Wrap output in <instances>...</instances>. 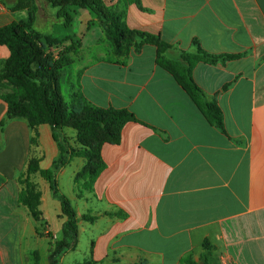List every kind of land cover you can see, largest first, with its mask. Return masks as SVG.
Listing matches in <instances>:
<instances>
[{
	"label": "crops",
	"instance_id": "crops-1",
	"mask_svg": "<svg viewBox=\"0 0 264 264\" xmlns=\"http://www.w3.org/2000/svg\"><path fill=\"white\" fill-rule=\"evenodd\" d=\"M105 1L125 13L129 28L173 45L165 54L169 60L194 53L195 40L211 54L240 57L198 63L192 71L222 111L223 131L157 63L156 47L116 59L94 13L71 8L73 25L65 28L55 9L39 0L36 28L82 45L76 63L66 69L76 73L75 89L93 105L128 110L139 121L124 126L120 144L103 146L106 167L92 190L78 192L75 185L85 159L73 158L59 171L57 179L76 166L74 193L83 202V211L76 209L77 246L59 263H80L85 236L83 259L92 264H264V0H141L144 10L123 0ZM15 2L0 0V28L28 16L12 10ZM9 57L0 45V61ZM7 110L0 98V264H51L66 218L61 210L60 225L54 229L49 223L44 209L49 186L36 177L45 225L37 222L20 203L19 178L34 150L43 169L61 151L50 126L39 127L36 149L25 119L2 127ZM43 129L49 142L43 143ZM62 134L78 148L76 132ZM47 147L52 160L45 166ZM84 215L96 220L85 221Z\"/></svg>",
	"mask_w": 264,
	"mask_h": 264
},
{
	"label": "trees",
	"instance_id": "trees-1",
	"mask_svg": "<svg viewBox=\"0 0 264 264\" xmlns=\"http://www.w3.org/2000/svg\"><path fill=\"white\" fill-rule=\"evenodd\" d=\"M43 1L55 9L57 20L65 28L73 25L71 8L88 9L94 13L114 48L113 56L116 59L139 52L146 45L156 47L157 63L175 78L207 118L224 131L222 111L207 99L195 82L192 71L198 63L218 64L237 59L239 55L211 54L195 40L194 53L182 52L179 61L169 60L165 54L174 47L173 45L159 36L129 28L125 13L118 7L108 5L105 0ZM123 3L127 6L137 5L139 9L144 10L141 0H123ZM40 8L39 0H16L12 10L27 11L28 16L0 28V45L6 46L10 51V57L0 61V98L8 106L7 115L1 125L6 127L16 118L25 119L33 132L31 145L35 149L39 145V127L47 125L53 130V138L60 148L61 156L53 163L52 168L43 169L42 157L37 154V150L31 153L27 169L19 178L22 186L20 203L44 226L41 210L43 193L36 177L49 184L53 196L61 203L62 216L66 218L63 237L53 246L50 255L51 264H60V256L77 246L79 217L70 199L60 190L57 179L59 171L73 158L85 159L86 165L76 175L75 185L79 190H92L106 167L102 157L103 146L120 144L124 126L139 121L128 110L105 109L93 105L78 89L73 91L70 102L66 100L60 80L63 71L76 63L75 57L82 45L70 36L59 39L42 34L36 28ZM54 47L60 48L57 54L52 52ZM64 129H72L77 133V149L72 146L71 140L62 134ZM82 219L93 222L96 217L84 215ZM78 264L92 262L84 261ZM186 264L197 263L188 260Z\"/></svg>",
	"mask_w": 264,
	"mask_h": 264
},
{
	"label": "rangeland",
	"instance_id": "rangeland-1",
	"mask_svg": "<svg viewBox=\"0 0 264 264\" xmlns=\"http://www.w3.org/2000/svg\"><path fill=\"white\" fill-rule=\"evenodd\" d=\"M59 50H60V48L54 47L52 49V52L57 54L59 52ZM60 87H61V90L64 94V97L66 98L67 101L70 102L71 101V95H72L73 91L75 90V88L77 87L76 73L74 72V73L70 74V73H68L67 70L65 72H63L61 80H60ZM66 130L75 133V131L72 129H66ZM41 136H43V143H45V141L47 139H46V137H44V136H46L44 129H43V131H41ZM47 142H49V141L47 140ZM49 150H50L49 147H47V149L44 148V152L47 154L46 160H45L46 162H44L45 166L47 163H51V160H52V154L49 152ZM60 156H61V154H59V156H57L58 157L57 160L60 158ZM49 167L52 168V166H49ZM75 174H76V166L75 165L68 166L66 172L63 175H59L58 183H59V187H60L61 192L70 199L73 207L75 209L83 211V207H82L83 202L81 200L77 199L76 195L74 193V176H75ZM42 182H44V181H42ZM46 185L49 186V184H47V183H46ZM77 191L79 192V189ZM46 196H47V200L45 202L44 209L47 211L49 223L52 225V227L54 229H56L57 226L60 225V218H58L57 216L59 214H61V203L58 199H56L53 196L50 187H48V190L46 192ZM85 241H86V237L83 236V238H82L83 250L82 251L86 250V248H85L86 242ZM82 251L80 253H78V255H77L80 263H83L87 259V258H84L85 260L83 259L84 255H83Z\"/></svg>",
	"mask_w": 264,
	"mask_h": 264
}]
</instances>
